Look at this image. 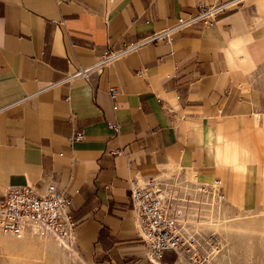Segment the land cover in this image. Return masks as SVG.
<instances>
[{"label": "crops", "instance_id": "obj_1", "mask_svg": "<svg viewBox=\"0 0 264 264\" xmlns=\"http://www.w3.org/2000/svg\"><path fill=\"white\" fill-rule=\"evenodd\" d=\"M212 1L0 0V198L63 189L84 264H183L145 258L131 181L195 173L232 208L264 207V0L40 91Z\"/></svg>", "mask_w": 264, "mask_h": 264}, {"label": "built area", "instance_id": "obj_2", "mask_svg": "<svg viewBox=\"0 0 264 264\" xmlns=\"http://www.w3.org/2000/svg\"><path fill=\"white\" fill-rule=\"evenodd\" d=\"M244 2L213 0L210 3H199L192 12L179 14L173 25L153 31L119 51L108 50L92 65L78 67L40 91L75 78L85 79L93 72L100 73L104 67L126 53L148 43H170L176 34L193 26L211 28L219 15ZM118 93L116 87L108 89L113 103ZM32 96H26L23 100ZM113 108L116 109V105ZM110 127L118 128L116 124H110ZM69 139L79 141L83 139V134L76 133ZM129 191L136 233L142 243L143 254L150 263L166 254L189 257L193 251L201 250L215 238V234L206 235L203 231L204 226L213 224L226 201L223 184L219 179L203 182L197 179L195 173L187 178L177 172L164 177L150 176L141 183L131 181ZM70 205L71 197L53 182L47 183L43 189L35 186H10L0 198V232L16 237L28 232L40 233L73 245L75 223L69 216Z\"/></svg>", "mask_w": 264, "mask_h": 264}, {"label": "rangeland", "instance_id": "obj_3", "mask_svg": "<svg viewBox=\"0 0 264 264\" xmlns=\"http://www.w3.org/2000/svg\"><path fill=\"white\" fill-rule=\"evenodd\" d=\"M206 235L211 243L183 258V264H264V207L232 208L227 200ZM48 235L16 237L0 232V264H84L75 247Z\"/></svg>", "mask_w": 264, "mask_h": 264}, {"label": "bare ground", "instance_id": "obj_4", "mask_svg": "<svg viewBox=\"0 0 264 264\" xmlns=\"http://www.w3.org/2000/svg\"><path fill=\"white\" fill-rule=\"evenodd\" d=\"M27 234V233H26ZM25 235V234H24ZM63 244H66L65 246H68L66 242H62Z\"/></svg>", "mask_w": 264, "mask_h": 264}]
</instances>
